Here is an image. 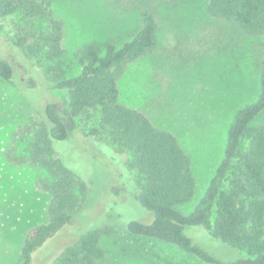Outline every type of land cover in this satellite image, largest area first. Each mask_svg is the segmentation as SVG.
Returning a JSON list of instances; mask_svg holds the SVG:
<instances>
[{
	"label": "rangeland",
	"instance_id": "rangeland-1",
	"mask_svg": "<svg viewBox=\"0 0 264 264\" xmlns=\"http://www.w3.org/2000/svg\"><path fill=\"white\" fill-rule=\"evenodd\" d=\"M51 1L55 17L63 25L64 66L70 75L80 71L75 52L84 44L112 36L125 41L128 32L139 26L142 10L154 15L158 25L156 47L128 65L119 80L120 99L179 140L191 160L196 182L192 200L179 208L191 212L224 156L235 112L259 95L264 33L249 34L234 21L211 15L207 0ZM13 27V20L0 21V48L7 52L11 51L8 39L14 37ZM15 55L19 63L17 84L0 78V264L21 261L27 235L48 221L52 199L51 193L38 185L48 177L46 169L11 163L7 151L17 148L20 155L27 148L30 135L24 140L21 135L36 128V105L42 108L49 99H68V91L52 88L33 60ZM26 70L42 92L29 88ZM93 120L83 117L77 123L88 130ZM259 122L264 123V114ZM53 146L63 164L86 182L89 193L74 225L60 233L55 242L49 239L43 244L33 254L34 259L44 250L51 255L59 248L60 253L83 229L96 228L95 221L100 220L102 227L111 220L110 232L100 235L103 256L96 264H208L173 244L126 229L119 213L124 221L150 218L153 213L134 200L136 183L121 165L124 158L108 145L76 131L67 140H53ZM122 186L124 190L119 189ZM187 233L216 254L231 253L207 230L188 228Z\"/></svg>",
	"mask_w": 264,
	"mask_h": 264
},
{
	"label": "trees",
	"instance_id": "trees-1",
	"mask_svg": "<svg viewBox=\"0 0 264 264\" xmlns=\"http://www.w3.org/2000/svg\"><path fill=\"white\" fill-rule=\"evenodd\" d=\"M207 9L249 34L264 33V0H207ZM11 20L14 37L8 39L10 52L0 48V78L17 84L15 53H19L35 62L52 88L68 91L63 102L49 99L42 108L36 105V128L21 135L23 140L30 135L27 148L20 155L17 148L7 151L11 163L45 168L48 177L38 185L52 195L48 221L29 231L21 261L12 264H96L103 256L100 235L110 232L111 220L102 227L100 220L95 221L99 227L83 229L58 254L59 248L51 255L44 250L33 258L49 239L55 242L74 225L88 198L86 182L63 164L53 146V140H67L76 131L124 158L121 165L137 186L134 200L153 213L150 218L124 221L118 212L130 233L173 244L208 264H264V123L259 122L264 114V61L257 99L235 112L224 156L205 194L191 212L184 213L179 206L192 200L196 186L190 158L172 132L156 127L120 99L119 80L128 65L156 47L154 15L142 10L139 26L128 32L125 41L112 36L84 44L75 52L80 71L72 75L64 66L63 25L51 0H0V21ZM25 74L29 88L42 92L27 70ZM83 117L95 119L88 130L78 126ZM188 228L207 230L230 255L212 252L195 241Z\"/></svg>",
	"mask_w": 264,
	"mask_h": 264
}]
</instances>
